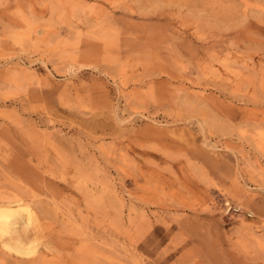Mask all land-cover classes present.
Returning a JSON list of instances; mask_svg holds the SVG:
<instances>
[{
	"label": "rangeland",
	"instance_id": "1",
	"mask_svg": "<svg viewBox=\"0 0 264 264\" xmlns=\"http://www.w3.org/2000/svg\"><path fill=\"white\" fill-rule=\"evenodd\" d=\"M14 201L0 264H264V0H0Z\"/></svg>",
	"mask_w": 264,
	"mask_h": 264
},
{
	"label": "bare ground",
	"instance_id": "2",
	"mask_svg": "<svg viewBox=\"0 0 264 264\" xmlns=\"http://www.w3.org/2000/svg\"><path fill=\"white\" fill-rule=\"evenodd\" d=\"M12 204H16L17 206L12 207ZM23 211L26 213V220L27 223H29L31 215L27 208H23L22 206H20L19 201L8 202L6 205L2 204V206H0V234H9L11 232L16 219L20 218L22 214L21 212Z\"/></svg>",
	"mask_w": 264,
	"mask_h": 264
}]
</instances>
